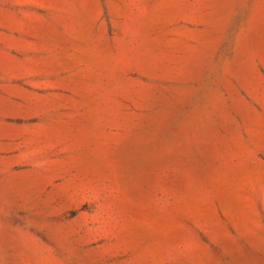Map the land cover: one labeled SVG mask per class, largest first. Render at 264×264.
I'll return each instance as SVG.
<instances>
[{"label": "rangeland", "instance_id": "rangeland-1", "mask_svg": "<svg viewBox=\"0 0 264 264\" xmlns=\"http://www.w3.org/2000/svg\"><path fill=\"white\" fill-rule=\"evenodd\" d=\"M0 264H264V0H0Z\"/></svg>", "mask_w": 264, "mask_h": 264}]
</instances>
